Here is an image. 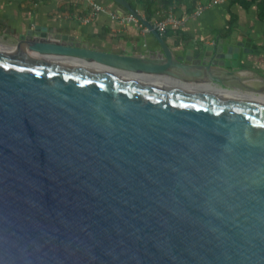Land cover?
Wrapping results in <instances>:
<instances>
[{
  "label": "water",
  "instance_id": "obj_1",
  "mask_svg": "<svg viewBox=\"0 0 264 264\" xmlns=\"http://www.w3.org/2000/svg\"><path fill=\"white\" fill-rule=\"evenodd\" d=\"M110 1L159 55L38 27L0 47V264H264V81Z\"/></svg>",
  "mask_w": 264,
  "mask_h": 264
},
{
  "label": "crops",
  "instance_id": "obj_2",
  "mask_svg": "<svg viewBox=\"0 0 264 264\" xmlns=\"http://www.w3.org/2000/svg\"><path fill=\"white\" fill-rule=\"evenodd\" d=\"M104 12L94 14L82 0H0V43L21 38L28 30L44 28L71 37L75 43L99 51L137 56H157L159 45L144 27L124 20L126 12L110 0H94ZM136 1V0H135ZM132 8L151 25L164 9L162 0H140ZM239 1H226L212 7L200 17L192 12L209 0H176L174 12L183 17V25L161 37L175 55H194L206 46L218 45L239 49V73L250 78L247 84L260 86L264 81V0H255L247 8ZM147 5H149L147 7ZM259 7L260 10L259 11ZM262 7V9H261ZM1 46V45H0Z\"/></svg>",
  "mask_w": 264,
  "mask_h": 264
},
{
  "label": "built area",
  "instance_id": "obj_3",
  "mask_svg": "<svg viewBox=\"0 0 264 264\" xmlns=\"http://www.w3.org/2000/svg\"><path fill=\"white\" fill-rule=\"evenodd\" d=\"M91 8V15L87 18L81 19L82 22H88L91 17L96 13L104 12V8L97 4L94 0H82ZM170 4L167 8H164L162 10H159L157 13V20L153 23V28L155 31L160 35H165L170 30H176L180 28L183 25L184 18L177 17L174 12L175 3L176 0H168ZM226 1H233V0H209L208 3L204 5H199L196 7V9L193 10L192 16L193 17H200L203 15L204 12L211 9L212 7H215L217 5H220L223 2ZM124 20L128 23H135L139 26L143 27L138 20L130 13H126ZM144 29L147 31V29L144 27Z\"/></svg>",
  "mask_w": 264,
  "mask_h": 264
},
{
  "label": "bare ground",
  "instance_id": "obj_4",
  "mask_svg": "<svg viewBox=\"0 0 264 264\" xmlns=\"http://www.w3.org/2000/svg\"><path fill=\"white\" fill-rule=\"evenodd\" d=\"M189 88H195V89H200V90H205L207 92H211V93H216V94H228V95H232L229 92H226V90H222L221 88L214 86V85H203V86H189Z\"/></svg>",
  "mask_w": 264,
  "mask_h": 264
},
{
  "label": "rangeland",
  "instance_id": "obj_5",
  "mask_svg": "<svg viewBox=\"0 0 264 264\" xmlns=\"http://www.w3.org/2000/svg\"><path fill=\"white\" fill-rule=\"evenodd\" d=\"M157 1H160V0H157ZM132 2H133V4H134V6H136L137 5V3H139V4H148V2H141L140 0H132ZM137 2V3H136ZM19 43V41H18V39L17 38H12V39H10V41L9 42H5V43H0V47H14V46H16L17 44ZM214 86H217V85H214ZM217 87H219V86H217ZM240 94V93H239ZM242 94V93H241ZM244 95V94H243Z\"/></svg>",
  "mask_w": 264,
  "mask_h": 264
},
{
  "label": "trees",
  "instance_id": "obj_6",
  "mask_svg": "<svg viewBox=\"0 0 264 264\" xmlns=\"http://www.w3.org/2000/svg\"><path fill=\"white\" fill-rule=\"evenodd\" d=\"M127 2H129V0H126ZM255 0H249L248 1V3H246L245 1H239L240 2V4L242 5V7H244V8H247L248 7V5H250L251 3H253ZM170 4V2L168 1V0H162V6L163 7H165V8H167L168 7V5ZM117 5V4H116ZM120 9H122L123 11H125L126 13H127V11L125 10V9H123L122 7H120L119 5H117ZM149 5H147V7H148ZM261 9H262V7H261ZM259 11H261L260 10V7H259ZM258 18L259 19H263L264 17L263 16H261V15H258Z\"/></svg>",
  "mask_w": 264,
  "mask_h": 264
}]
</instances>
